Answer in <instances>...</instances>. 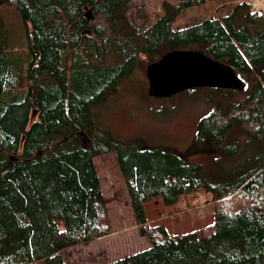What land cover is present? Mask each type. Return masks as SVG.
<instances>
[{
	"label": "trees",
	"instance_id": "obj_1",
	"mask_svg": "<svg viewBox=\"0 0 264 264\" xmlns=\"http://www.w3.org/2000/svg\"><path fill=\"white\" fill-rule=\"evenodd\" d=\"M253 1L165 3L145 27L126 15L131 0H0V264H65L63 250L113 231L93 163L109 151L148 247L104 264H264V160L212 185L199 165L114 139L90 113L136 64L144 72L170 50L193 49L232 67L245 91L202 116L197 133L225 155L238 151L236 140L219 145L232 128L264 145V0ZM8 18L24 35L18 49L7 42ZM202 190L212 194L208 224L170 232L148 220V202Z\"/></svg>",
	"mask_w": 264,
	"mask_h": 264
},
{
	"label": "rangeland",
	"instance_id": "obj_2",
	"mask_svg": "<svg viewBox=\"0 0 264 264\" xmlns=\"http://www.w3.org/2000/svg\"><path fill=\"white\" fill-rule=\"evenodd\" d=\"M179 0H131L126 12L136 23L146 27L164 14V4ZM259 1L252 2V7ZM143 16L135 17L139 7ZM145 18V19H144ZM9 46H24V35L15 19H6ZM245 91L193 87L168 97H152L147 93L145 70L139 64L122 78L90 108L93 124L110 137L119 140L138 139L146 147H164L200 166L199 173L208 183H228L264 160V145L249 140L232 128L224 134L219 145L236 140L238 151L225 155L209 136L197 133L198 120L208 113H219L229 103L238 101ZM100 189L113 225V231L63 250L65 264H104L121 256L148 247L138 234L125 181L120 173L114 151L93 157ZM151 223H163L170 232H184L208 224L212 220L213 202L210 190L183 194L172 205L153 200L145 205Z\"/></svg>",
	"mask_w": 264,
	"mask_h": 264
},
{
	"label": "water",
	"instance_id": "obj_3",
	"mask_svg": "<svg viewBox=\"0 0 264 264\" xmlns=\"http://www.w3.org/2000/svg\"><path fill=\"white\" fill-rule=\"evenodd\" d=\"M89 15V11L85 12ZM147 93L152 97H168L185 89L216 87L242 90L244 84L229 65L201 51L173 49L145 67ZM36 114L32 110L31 118ZM13 161L9 159L8 163Z\"/></svg>",
	"mask_w": 264,
	"mask_h": 264
}]
</instances>
